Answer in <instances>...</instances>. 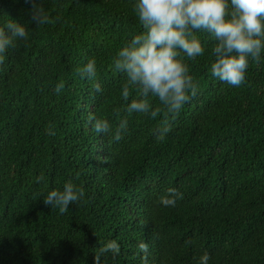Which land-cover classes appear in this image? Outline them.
Listing matches in <instances>:
<instances>
[{"label": "trees", "instance_id": "16d2710c", "mask_svg": "<svg viewBox=\"0 0 264 264\" xmlns=\"http://www.w3.org/2000/svg\"><path fill=\"white\" fill-rule=\"evenodd\" d=\"M42 2L52 23L35 26L25 0H0V21L29 27L0 63V264H94L110 240L119 253L100 264H200L205 252L208 264H264V51L234 87L211 75L214 38L195 32L204 53L184 61L197 94L158 140L163 113H127L136 93L123 99L113 65L143 31L137 0ZM92 57L97 78H81ZM90 116L112 132L96 133ZM69 180L84 196L63 214L45 206ZM168 188L183 194L174 207L160 203Z\"/></svg>", "mask_w": 264, "mask_h": 264}, {"label": "clouds", "instance_id": "9594fccd", "mask_svg": "<svg viewBox=\"0 0 264 264\" xmlns=\"http://www.w3.org/2000/svg\"><path fill=\"white\" fill-rule=\"evenodd\" d=\"M31 8L30 22L35 26L52 23L42 0H25ZM134 10L143 26V31L132 36L113 58L114 70L124 74L122 97L136 95L126 107L127 113H139L156 118L163 113L161 126L155 129L158 140H163L170 131L169 118L178 113L190 98L197 94V84L189 74L184 61L203 55L204 47L195 32L211 35L216 41L212 48L214 57L211 63V75L219 81L238 87L246 79L245 73L249 61L260 62L264 51V0H137ZM5 19L0 21V63H3L10 47L17 46V41L29 39V27L20 20L3 12ZM81 78H97V61L89 58L78 69ZM63 84L56 86L59 92ZM94 90L101 92L99 82ZM157 99L163 108L153 109L151 99ZM119 114V110H117ZM94 121L96 133L112 132L106 119L89 117ZM127 129V119L120 121L113 138L119 141ZM49 135L55 133L48 129ZM41 175L37 182L43 180ZM84 196L82 187H77L71 180L65 182L63 190L53 189L42 200L48 207H58L61 214L69 210ZM183 194L176 188H168L160 197L164 206H175ZM190 243V241H189ZM147 253L145 243L139 245ZM119 253V244L115 240L107 241L94 257V264H100V257L106 253ZM146 259V257H145ZM210 257L205 252L200 264H208Z\"/></svg>", "mask_w": 264, "mask_h": 264}]
</instances>
